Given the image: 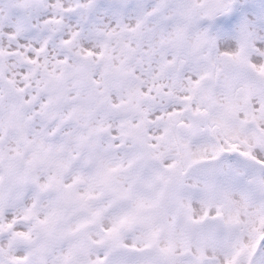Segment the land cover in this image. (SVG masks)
Instances as JSON below:
<instances>
[{
    "label": "snow or ice",
    "instance_id": "snow-or-ice-1",
    "mask_svg": "<svg viewBox=\"0 0 264 264\" xmlns=\"http://www.w3.org/2000/svg\"><path fill=\"white\" fill-rule=\"evenodd\" d=\"M0 264H264V0H0Z\"/></svg>",
    "mask_w": 264,
    "mask_h": 264
}]
</instances>
